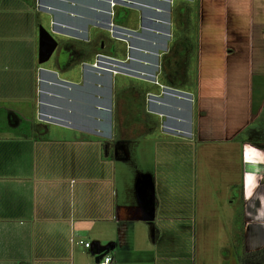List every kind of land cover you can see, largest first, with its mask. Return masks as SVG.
<instances>
[{
  "label": "crops",
  "instance_id": "obj_1",
  "mask_svg": "<svg viewBox=\"0 0 264 264\" xmlns=\"http://www.w3.org/2000/svg\"><path fill=\"white\" fill-rule=\"evenodd\" d=\"M175 2L42 5L67 38L64 60L52 66L39 49L27 56L0 45V110L17 117L0 138V264H100L107 253L113 264H264V42L255 63L251 40L264 0H197L203 24L185 51L172 49ZM118 7L140 8L145 27L117 23L129 16ZM106 27L123 47L102 38L89 55L84 44ZM125 44L128 59L118 54ZM177 53L187 62L172 61ZM111 62L138 76L110 72ZM169 69L177 84L161 78ZM122 83L145 94L152 116L115 139ZM132 125L146 134L130 137ZM103 140L116 141L114 155Z\"/></svg>",
  "mask_w": 264,
  "mask_h": 264
},
{
  "label": "rangeland",
  "instance_id": "obj_2",
  "mask_svg": "<svg viewBox=\"0 0 264 264\" xmlns=\"http://www.w3.org/2000/svg\"><path fill=\"white\" fill-rule=\"evenodd\" d=\"M175 7H174V17L172 18V29L174 34L179 37L180 39H184V37H186V44H191V45H195L194 47H196L198 45V38H199V32L201 30V26H202V21H201V17H197L198 16V8H199V3L197 2V0H195L194 2H189V0H175ZM77 3L80 2V0H67V2L65 0H56V2L54 3L55 5H57L59 8H66L67 6L73 7L71 3ZM66 4V5H65ZM42 5L46 6V7H52L51 5H49L47 0H0V45H4L7 40L9 41V45H14V46H18L20 47L27 56H29L31 54V52L37 53V49H39V35H40V30L41 27L43 26L44 28H46L51 35H53L55 38H57L59 40V46L58 48L54 51L52 57L46 61L43 65L44 66H49L52 64H57L59 63L60 60H64L63 58H65V50L63 48L64 42L67 41V38L60 36L59 34L54 33L53 29H52V25H51V16L53 17V13L51 14L50 12L46 11L45 13H42L44 10H41V8L43 9ZM80 5V4H79ZM120 8L123 7H118L117 8V14L120 13H126L129 16L127 17H115L116 18V22L122 24L123 26H135V28H140L141 26L145 27L144 23L142 24V18L138 17V15H140L142 12V10L140 8H138V10H134V9H129V8H123L126 9L121 10ZM37 9H40L42 12L39 13L37 11ZM120 9V10H119ZM46 10V9H45ZM183 12V13H182ZM51 14V15H50ZM138 14V15H137ZM131 15H133V17H131ZM137 16V17H135ZM254 28H252V44L254 45L253 49H254V59H255V63L256 60L258 58H261L263 56L262 53V48L260 47V45L263 44L264 39V25L262 23V21L258 20L256 17H254ZM91 25V24H90ZM97 31H99V33H97ZM101 31V33H100ZM112 31L113 29L110 27H106V30H94L92 31L93 34H91V38L89 43L84 44V47L86 45L85 48H87L88 50H86V52L88 51L89 55H94V52L100 48V41L101 39H105V41H109L110 44H115L116 46H122V44L117 43L118 41L113 38L112 36ZM140 32L143 31L142 29L139 30ZM127 34L128 31H126ZM104 33V34H103ZM118 35H114L115 37H120V33L118 31ZM112 37V38H111ZM110 38V40H108ZM244 42V41H243ZM242 42V43H243ZM86 43V42H85ZM180 44L181 41H179ZM68 44V43H66ZM180 44H178V49L182 50L184 49L183 47H185L184 45H182L181 48ZM175 45H177V41L174 39L173 42V51L176 50ZM240 46L244 47V45L240 44ZM185 51V49H184ZM231 49H228L226 52H230ZM240 52L241 48H238V50L236 52ZM118 52V51H117ZM220 52H221V48H220ZM235 52V53H236ZM243 53V50L240 52ZM120 56L124 57L122 52L119 51L118 53ZM230 55L232 53H229ZM180 53H177L176 55H174V58H172L173 60H177L179 57ZM197 55V54H196ZM95 56V55H94ZM234 56V55H233ZM187 55H185L184 59L182 62L186 63ZM37 58V62H39L38 60V56L36 55ZM128 59V58H126ZM91 60V59H90ZM94 60V59H92ZM25 62V61H24ZM26 62L28 63L29 60L28 58L26 59ZM92 62V61H90ZM128 62V60H127ZM130 62V61H129ZM127 63L128 65H130V63ZM112 67H108L111 71L113 72V70H117L120 73H127L125 75L129 76V75H136L138 76V74H134V73H129L127 71H125L123 68H126L125 66H120L117 63H112L110 64ZM185 66V72H186V78L187 77H194L196 75V70H188L186 67L188 66L187 64H184ZM119 66L120 69H117L115 67ZM99 67H103L101 65H99ZM165 67V66H164ZM171 67V66H170ZM168 67V68H170ZM104 68V67H103ZM128 68V67H127ZM126 68V69H127ZM134 70V69H133ZM169 73L171 76H175L177 77V74L175 73L176 70L173 69H169ZM183 71V70H182ZM256 71V69L254 70ZM195 72V73H194ZM166 73V72H165ZM164 71L161 75V78H167V75H165ZM168 73V72H167ZM179 74V71H178ZM257 72H256V77H257ZM194 75V76H193ZM122 75H120L121 77ZM126 76V77H127ZM124 77V76H122ZM131 77H135V76H131ZM184 77V73H182L179 78H183ZM121 82H124L127 78H121ZM123 84V83H122ZM128 83H125L122 85V87L120 88L121 91H128V88L130 87V85H126ZM127 95H129V97L132 96V93L129 94L127 92ZM135 96V94H134ZM127 100H120L119 102V108L117 107V110H122L119 114L121 116L120 120L116 121V125L117 128L119 126V130H120V134L121 137L125 136V132L126 130H124L125 128H127V125L125 123V112L123 110V106L125 104ZM5 107H7V105H5ZM138 110V109H137ZM10 115L8 114L6 111L0 110V138L5 137L6 135H10L11 132H9L11 130V128H7L9 125L13 124L14 122H16L15 118L16 115ZM14 117L13 122L11 121L12 118ZM19 121V120H18ZM12 122V123H11ZM139 123V122H138ZM56 128V126H54ZM140 128H138L136 131L133 128V125L131 126V128L133 130H131L130 132L132 133H128V135L131 136H143L145 135L147 132L146 129H142L141 126H139ZM53 128V127H52ZM61 132L65 131V130H60ZM53 133V132H52ZM56 134V135H55ZM58 132L54 133L53 136H58ZM61 136V135H60ZM67 136V135H64ZM3 139V138H2ZM107 152H110L109 150ZM173 159V157H172ZM174 163V162H173ZM169 169L171 170V167L169 166ZM218 173V172H217ZM188 171L186 169L185 171V175H186V179L185 181V192L189 193L191 192V185L193 186L194 184V179L192 177H189L188 175ZM191 174V172H189V175ZM219 174V173H218ZM218 177V175H217ZM208 175L206 176V181H204L202 184H206L208 181L209 184V179L207 180ZM215 185V183H213ZM217 188V186L215 187ZM179 234V232H178ZM228 235V234H226ZM223 236V233L220 231L216 232V238H221ZM223 238V237H222ZM218 240V239H217ZM217 244V243H216ZM214 244V247L215 245ZM245 257V256H243ZM242 257V258H243ZM245 260V259H244Z\"/></svg>",
  "mask_w": 264,
  "mask_h": 264
},
{
  "label": "trees",
  "instance_id": "obj_3",
  "mask_svg": "<svg viewBox=\"0 0 264 264\" xmlns=\"http://www.w3.org/2000/svg\"><path fill=\"white\" fill-rule=\"evenodd\" d=\"M184 39H186V37H184ZM184 39L183 38L180 39L177 36L175 37V40L177 41V45L180 44L179 41H182V45L186 46L187 45V44L185 45L186 40H184ZM183 48H185V47H183ZM123 55H125V54H123ZM184 56H185V54H183V53L179 55L180 59H183ZM165 75H166V73H165ZM167 77L172 80L170 82H172L174 84H177L178 83V79H175L176 78L175 76H171V75L167 74ZM122 99L123 100L124 99L127 100L125 102L124 106H123V110L125 112L124 115L126 116L125 117V123L126 124H130V122H133L134 120L135 121H145V122H147V124L149 123L148 120H147V118H145L143 116L145 114L147 115V117L152 116L151 114L147 113V111H146V98H145V94H138V95H136V97L132 95L131 97H129V95H127V91H121V90H119L117 92V107L118 108L120 107L119 106V102ZM135 105L139 108V111H138V114L137 115H135V113L133 111V108L135 107ZM116 111L118 112V114L116 113V121H118L121 118V116H120L119 113L122 110H116ZM159 124L160 123H159L158 119L155 122L152 121V123L150 124V129L149 130L150 131H153L156 128V126H158ZM119 129H120L119 126H118V128H117V126H115V139H119L120 136H121ZM36 137H39V135H37ZM115 142H116L115 140L114 141L113 140L112 141L103 140L102 146L104 148V153L105 154L106 153H109L110 155H114L115 154V152H114L115 149L113 147H111V146L115 145ZM108 150L110 152H107ZM255 256H257V253H255ZM242 259L244 260L245 257H243ZM19 264H26V263L25 262H20Z\"/></svg>",
  "mask_w": 264,
  "mask_h": 264
},
{
  "label": "water",
  "instance_id": "obj_4",
  "mask_svg": "<svg viewBox=\"0 0 264 264\" xmlns=\"http://www.w3.org/2000/svg\"><path fill=\"white\" fill-rule=\"evenodd\" d=\"M39 36H40L39 37L40 38L39 39V42H40V44H39L40 63H44V62L48 61L50 59V57L53 55L54 51L56 50V48L58 46V41L43 26L41 27L40 35ZM103 58H106V57H102L100 60H103ZM107 59L114 60L112 57L107 58ZM114 61H116V60H114ZM101 66H102V64H101Z\"/></svg>",
  "mask_w": 264,
  "mask_h": 264
},
{
  "label": "built area",
  "instance_id": "obj_5",
  "mask_svg": "<svg viewBox=\"0 0 264 264\" xmlns=\"http://www.w3.org/2000/svg\"><path fill=\"white\" fill-rule=\"evenodd\" d=\"M85 245L89 247L90 243H86ZM100 264H113V256L111 255V253L105 254L100 261Z\"/></svg>",
  "mask_w": 264,
  "mask_h": 264
},
{
  "label": "flooded vegetation",
  "instance_id": "obj_6",
  "mask_svg": "<svg viewBox=\"0 0 264 264\" xmlns=\"http://www.w3.org/2000/svg\"><path fill=\"white\" fill-rule=\"evenodd\" d=\"M48 1V3L51 5V4H54L55 2H56V0H47ZM149 28H151V26H152V24L151 23H148V25H147ZM63 28L62 27H58V30H53L54 31V33H56V34H58V32L57 31H61ZM57 39V38H56ZM58 40V39H57ZM124 49H125V57L127 58V56H128V46H127V44H125L124 45Z\"/></svg>",
  "mask_w": 264,
  "mask_h": 264
}]
</instances>
